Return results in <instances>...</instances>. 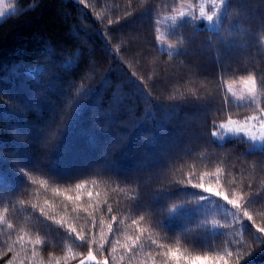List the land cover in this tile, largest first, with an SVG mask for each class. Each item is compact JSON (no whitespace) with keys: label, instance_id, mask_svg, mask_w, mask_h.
<instances>
[{"label":"trees","instance_id":"obj_1","mask_svg":"<svg viewBox=\"0 0 264 264\" xmlns=\"http://www.w3.org/2000/svg\"><path fill=\"white\" fill-rule=\"evenodd\" d=\"M186 1L84 0L81 4L79 0H10L14 10L0 21V172L7 175L10 186L4 192L0 214L14 229L0 224V264H8L10 259L13 264L21 260L23 264H40L41 260L47 264L50 259L55 264V258L60 264H74L87 255L89 247L109 264H129L132 253L122 245L128 242L127 236L138 235L143 250L131 264H163L165 260L177 264L171 255H158L167 250L159 244L173 252L179 249V264H191L190 258L196 255H223L226 241L233 242V250L239 247L238 241L248 244L250 233L264 240V234L256 231L264 227V204L248 206L255 223L242 217L247 231L238 221L235 227L222 228L223 236L188 233L185 226L193 227L197 217L182 215L175 217L171 228L157 227V222L163 225L169 221L167 207L192 200L191 193L202 191L183 185L179 194L153 204L160 186L158 174L166 180H186L194 165L192 182L196 183L201 174L214 172L219 166L224 169L219 183L209 176L199 182L225 192L249 183L255 190L264 189V155L250 154L246 140L216 141L211 135L214 125L226 121L229 114L238 120L256 114L252 111L255 105L230 96L228 83L254 75L262 92L257 102L264 107V0H231L227 19L218 32L203 21L193 22L199 31L186 24L181 33L188 37V55L177 56L175 50L169 58L158 46L157 29L169 12ZM128 12L132 15H126ZM171 32L166 38L175 43ZM229 40L234 47L227 52L222 41ZM216 53H222L219 63ZM45 65L43 78L36 80L33 70ZM105 78L107 83L102 85ZM79 87L91 94L79 99L78 114L65 115L68 105L77 100ZM138 88L146 95L141 96ZM189 90L206 99L196 101ZM117 93L122 107L113 103ZM173 93L186 98L168 100ZM149 108L155 111V120L149 116ZM93 137L97 144L92 143ZM121 139L123 143L112 146ZM21 167L37 180L48 181L47 188L30 181L22 186L18 179ZM233 177L235 184L231 183ZM85 181L84 189H75V184ZM53 187H58L60 194L54 193ZM133 190L139 193L137 201L131 199ZM204 195L210 197L200 202L204 215L224 223L225 202L209 193ZM20 200L26 203H18ZM227 207L231 209V205ZM41 208L61 220L64 228L41 215ZM141 214L144 221H139ZM112 216H116L115 221ZM133 219L138 225L132 224ZM109 223L112 232L107 229ZM68 225L78 232L83 230L95 243L69 235L65 230ZM37 232L45 240L42 245H34ZM9 234L12 241L21 234L24 239L5 255L12 242ZM33 247L37 256H32ZM69 247L72 253L67 251ZM112 247H116L115 253ZM259 247L264 249V243ZM74 253L80 255L72 259ZM251 264H264V251H256Z\"/></svg>","mask_w":264,"mask_h":264},{"label":"snow or ice","instance_id":"obj_2","mask_svg":"<svg viewBox=\"0 0 264 264\" xmlns=\"http://www.w3.org/2000/svg\"><path fill=\"white\" fill-rule=\"evenodd\" d=\"M81 4L84 3V0H79ZM208 5H210V10L206 9L205 4L201 3L198 5V14L196 13V5H188V10H179L174 9L173 11L176 12L175 16L167 17L166 19H170L172 21L171 29L173 30L171 32V37L175 39L174 44H167L165 48L161 49L162 51L167 52V55L169 58L173 56V52L171 49H176L175 55H188L186 44L188 43V37L182 35L181 29L185 27V25H191L195 31H199V29L195 28V24L193 22L195 21H204L207 22V24L214 28L217 32L223 25V21L227 19V13L228 10L231 7V0H208ZM183 7V5H182ZM11 15L12 13H8ZM4 12H0V17L4 16ZM126 15L131 16L132 13L128 12ZM187 18V20L185 19ZM179 21V23H177ZM116 21L110 20L109 23H115ZM160 23L159 19L156 20V24L158 25ZM159 31V29H157ZM157 40L160 39L159 36L156 37ZM222 47L224 51L230 52L232 48L234 47L233 43L229 40L228 42L222 41ZM131 54V53H130ZM217 56V62H220V59L222 57V53H216ZM138 62V61H137ZM47 71V66H43L40 69H34L32 72V76L36 80H40L43 78V73ZM133 76H135V73H132ZM262 80V87H264V77L261 78ZM107 79L101 81V84H106ZM243 83L247 87L248 93H249V99L251 105H255V107L252 109L254 113L253 115H249L244 117L243 121L235 120L232 118V114L228 115V119L224 122L219 123L218 125H214V130L211 132V135L213 138H215L216 141H225L228 139H240L241 141L246 140L248 142V151L250 154L259 152L261 155H264V107H261L260 104L257 102V97L262 94L260 90H258L257 86V80L254 75H248L246 78H243ZM137 91L141 96L146 95L142 89L138 88ZM190 91V97L195 99L196 101H202L206 99V96L201 94L197 95L195 91ZM227 91L232 95L235 96V92L232 91L231 85L228 86ZM91 94V91L88 89H85L84 87H79V89L76 92L77 100L73 101L68 105V112L65 113V115L71 114H78L80 110V104L79 99L83 97H87ZM210 95V94H209ZM186 96L185 94H181L179 97L173 93L170 94L167 99L171 101H177V100H185ZM238 100L241 102L244 101V96L237 97ZM113 103L117 106L122 107L123 106V100L120 97V95L117 93L113 96ZM224 103H229V97H224ZM148 114L151 117V119L155 120V111L151 108L148 109ZM109 119L112 118V116L108 117ZM123 139L119 141L113 142L112 146L116 147L119 144L123 143ZM155 141H152L154 143ZM92 143L97 144L98 141L95 137L92 138ZM224 172V169L217 166L215 168L214 172L208 173L205 172L201 174L198 177V182L193 183L192 179L196 175L195 172V166L193 165L192 168L189 170L187 179H172V180H166L164 175L158 174L157 179L160 180V186L156 190V196L153 197L152 203L159 205V202L161 199H171L173 195L179 194V192L183 191V188L181 186L183 185H190L194 189H200L202 190L199 193L193 192L191 193L193 199L187 200L185 199L181 203H172L170 207H167V212L169 214V221L165 224L161 225L159 222H157V227H172V221L175 219L177 215L182 216H196L197 219L194 221L193 227L189 228L185 226V231L188 233H193L196 231L206 232L209 233L211 236H223L225 233L221 231L222 228H224L227 225H231L235 227L236 223L238 221L241 222V228H243L245 231H247V226L242 223V217H246L247 220L253 221L255 223L253 216L249 214L248 206L249 205H261L264 204V189L255 190L253 189L252 184L247 185H241L239 189L236 187L231 188L229 192L222 191L220 188H213L212 186H205L204 183L199 182L204 179V176H209L210 179H213L216 183H219L222 179V173ZM19 173L22 174L18 177L21 181V185H26L29 181L31 184H37L39 183L41 187L47 188L48 181L45 180H37L29 171H26L25 168L21 167L19 169ZM88 182H81L75 184V189L80 190L84 189L85 185ZM92 184H96L97 182L95 180L91 181ZM232 184H235V178L233 177V180L231 182ZM8 184V178L7 175L3 172H0V204H4V192L9 189ZM245 187L248 189L245 191ZM173 189H176V191H173ZM52 191L54 193L60 194V189L58 187H53ZM204 193H209L211 196L217 197L222 199L225 202V205L223 206V211L225 213L223 219L224 223H221L220 220L215 219H209L206 217L202 211V205L200 204L201 201L210 200L209 196L204 195ZM89 197L92 196V193H88ZM185 195H188V193H185ZM139 198V193L135 190L131 193V199L134 201H137ZM68 200H73V197L68 196ZM76 200H79L80 197L77 195L75 197ZM47 203V201H45ZM8 203H11L9 200ZM20 204H25L26 201L20 200L18 201ZM218 203V201H217ZM188 205H195V207H187ZM231 205V209H229L227 206ZM32 207L35 208L36 205L32 204ZM79 207V206H78ZM137 207H139V204L137 203ZM66 209V206H65ZM8 207H4V212H8ZM73 211H77V208H73ZM108 212H112L111 205L108 206ZM234 210V211H233ZM83 211L87 212V208H83ZM41 215H44L47 219L53 220L54 223L60 225L61 228H64V223L61 220H56L54 216H49L43 208L40 209ZM91 216V213H89ZM229 217H231V221H229ZM112 220H116V216H112ZM145 215L141 214L139 216V221H144ZM6 227L9 230L14 229V225L11 222H6V218L4 215L0 214V224H5ZM104 221L101 219V225H103ZM133 225H138V220L133 219L132 220ZM93 226H95V220L93 219ZM107 229L109 232H112V224L109 223L107 225ZM69 235L75 234V238L81 242L85 243H95L94 240H89L86 238V234L81 230L80 232L77 231L75 227L72 225H68L67 229H65ZM139 231L143 232V229L138 228ZM256 231L258 233L264 234V227H257ZM21 232L23 230L21 229ZM34 245H42L45 243V240L40 236V234L37 232L34 234ZM159 235V233H157ZM251 240L248 244H244L243 242H236L239 244V247L236 249H231L230 245L233 243L232 241H226L225 247H224V254L223 255H217L215 257H209L208 255L200 256L196 255L194 257H191V264H196V261H223V264H229L230 260L232 264H241V261H248V264H251V258L254 256L255 252L260 250L264 251V249L260 248L259 245L261 243H264V240H262L261 237L255 236V234L250 233ZM164 236H167V233L164 234ZM24 239V235H18L17 239L15 241H12V237L9 234L8 235V241H12L4 254L6 255L7 252H11L13 250V246L16 243H19ZM101 239L103 240V233H101ZM148 239L151 241L152 244H156V240L152 238L151 235L148 236ZM127 241L125 244L122 245L124 249H126L127 252L132 253V255L129 257V264L135 259H137L140 252L143 250V246L140 243L141 242V236H135L134 238L132 236H127ZM116 243H119V241H116ZM177 243H179V240H177ZM206 247L208 245H205ZM255 246V247H254ZM101 248H103V243L100 245ZM159 248L161 249H167L166 251H162L158 253V255L162 257H167L169 255L172 256L173 259L177 261V264H179V257L177 256V252L179 249H177L176 252H173L170 247H168L165 244H159ZM69 253H72V248L69 247L67 249ZM112 253H115L117 251L116 247H112L111 249ZM38 250L33 247L32 249V256H37ZM77 255H80L79 253H74L72 255V259H75ZM148 255H151V253H148ZM14 259V258H13ZM67 259V258H65ZM121 260L124 259V256L122 255L120 257ZM189 259V258H185ZM86 261H95L96 264H100V261L97 259V256L93 254V250L91 247H89V250L87 252V255L80 260L79 264H85ZM8 264H13V260L10 259L8 261ZM20 264H23V261L21 260ZM40 264H45L43 260H41ZM47 264H53L52 259L47 261ZM55 264H60V260L58 258H55ZM103 264H109L107 259L103 260ZM143 264V262H141ZM155 264V262H154ZM163 264H167V261L165 260Z\"/></svg>","mask_w":264,"mask_h":264},{"label":"rangeland","instance_id":"obj_3","mask_svg":"<svg viewBox=\"0 0 264 264\" xmlns=\"http://www.w3.org/2000/svg\"><path fill=\"white\" fill-rule=\"evenodd\" d=\"M198 4L196 2V0H187L184 4H182L184 7H182V5L176 9H179V10H184V11H187L188 10V5H196V13L198 14V5L203 3L205 4L206 6V9H209L210 10V5H208V0H198ZM14 10V7L13 5H11L10 3V0H0V12H4L5 15L0 17V21L6 16L8 15V13L12 12ZM176 15V12L175 11H172V12H169L165 18L162 19L161 23L159 24L158 26V33H157V36L160 37L158 41V46L160 49H163L166 47L167 44H174V42L172 41H169L166 36L169 32L172 31L171 29V24H172V21L170 19H166L167 17H172V16H175ZM186 19V18H185ZM204 22V21H203ZM177 23H179V21H177ZM205 24H207V22H204ZM208 25V24H207ZM176 49H171V51H175ZM257 80V79H256ZM231 85L232 87V91L235 92V96H232L230 93V96L232 98H234L236 101L238 102H241L240 100L237 99V97L239 96H244L245 99L243 102L241 103H246V102H250V99H249V93H248V90H247V87L244 85L243 83V79L242 80H239V81H234V82H230L228 83L226 86L228 88V86ZM257 86H258V83H257ZM259 90V88H258ZM257 100H260V95L257 97ZM257 114V113H256ZM234 119V118H233ZM235 120H238V119H235ZM240 121H243V120H240ZM234 211V210H233ZM97 256V255H96ZM85 257V256H84ZM83 257V258H84ZM81 258V259H83ZM80 259V260H81ZM97 259L100 261V264H103V260L106 259V257H99L97 256ZM80 260H78L76 263L74 264H79ZM85 264H96L95 261H86Z\"/></svg>","mask_w":264,"mask_h":264}]
</instances>
